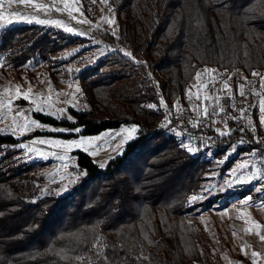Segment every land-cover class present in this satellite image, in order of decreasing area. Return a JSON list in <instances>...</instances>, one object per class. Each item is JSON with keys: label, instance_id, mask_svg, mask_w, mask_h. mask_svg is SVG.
<instances>
[{"label": "trees", "instance_id": "trees-1", "mask_svg": "<svg viewBox=\"0 0 264 264\" xmlns=\"http://www.w3.org/2000/svg\"><path fill=\"white\" fill-rule=\"evenodd\" d=\"M108 5L119 37L99 36L111 45L130 44L132 57L114 51L76 74L89 108L73 111L75 122L36 117L80 127L84 135L137 125L138 138L106 171L78 153L88 178L70 195L56 197L41 196L36 166L18 164L9 147L19 141L0 135V264H105L96 255L98 239L117 246L104 250L116 264H194L203 257L207 233L191 218L203 202L189 206L188 200L216 170L223 150L212 158L205 150L192 154L182 146L184 139L159 129L160 100L172 109L184 103L202 68L247 76L264 72V0H108ZM87 42L62 30L15 26L0 34V61L13 68L39 60L51 64L62 49ZM190 129L221 142L236 135ZM253 148L243 147L222 173L237 154Z\"/></svg>", "mask_w": 264, "mask_h": 264}, {"label": "rangeland", "instance_id": "rangeland-1", "mask_svg": "<svg viewBox=\"0 0 264 264\" xmlns=\"http://www.w3.org/2000/svg\"><path fill=\"white\" fill-rule=\"evenodd\" d=\"M38 2L50 4L52 0H38ZM78 4L81 6L80 11L83 15H80V12H74L73 15L77 17V20L70 19L66 12L60 13L53 10L48 16H44L43 13L35 12L34 9L25 5L17 4L11 7L5 5V9L9 12L27 13L38 15L41 19L63 21L70 27L84 33V35L66 33L73 37L88 39V42L85 44L73 45L62 49L55 58V61L51 64L47 61L39 60L30 61L20 68H13L6 65L4 61H0V63L3 64V67H0V99L12 98L14 100L12 105L13 110L11 112H7L6 109L0 111V116H3V119H0V130H3L0 131V135L12 136L19 141L15 146L9 147V149L15 151L14 158L17 160L18 164L24 167L36 166L34 172L37 176L43 178L41 196L53 195L56 197H64L70 195L75 187L85 182L88 176L87 172L80 168L78 153L81 152L90 156L99 166L100 170L106 171L110 162L115 157L121 155L123 150L135 141L139 135L138 131L135 134V138L124 144L122 146V151L118 154L116 151H113V149L116 148V145L122 137L116 136L115 139H111V136L121 132L122 128L131 127L133 125H123L119 128L108 129L96 135H84L82 131L79 134L74 132L50 131V128L72 130L77 127L44 122L42 119L36 117V115H44L60 122L69 121L66 116L71 115L74 120L73 111L82 113L89 108L88 104L83 99V93L80 83L76 78V74L83 71L88 66L94 65L98 60L114 51H128L133 54L134 48L130 44H127L125 47L121 46L118 42H116L115 45H111L99 36L100 32L113 35L112 32L113 29H115L116 35L113 36L117 39L119 37V26L116 14L109 7L108 2L105 4L100 2V0L96 3H93L92 0H78ZM104 17L114 19L115 23L112 25L104 23ZM83 19H87L90 23L84 24L78 22V20ZM20 25H38L47 29L52 28L64 31L62 27H56L54 25H42L35 22H14L0 29V34L6 29ZM117 39L116 41H118ZM204 69L205 68H202L198 72H203ZM217 72L220 74L218 76L219 80L227 79V76L231 75L232 79L229 80L228 83L233 90L234 99H227V93L221 91L219 93L221 97L220 104L223 105L224 111L219 114H213L211 104L205 101L204 104L208 106L209 115L207 118H203L202 116L199 126L205 129L209 128L216 134H218L217 130L219 129L230 131V134L227 136H231L233 133H236V135L235 138L229 139L226 142L218 141L217 138H215V145L208 146L205 150L207 151L206 155H208V158H212L211 155L218 150L223 151L222 155L215 159L216 170L209 174V179L202 183L201 189L196 194L202 197L196 204L198 205L203 202V206L193 212V217L191 218L201 223L207 233L208 241L207 245L202 247L203 257L194 264H252V251L261 253V257L258 258V264H264V242H261L255 234H246L244 231L245 228L251 227V221L258 222L260 225L264 226V206H262L264 205V180L254 179L250 183H236L235 175L239 173L233 174V169L242 161H247L250 165L248 169L244 170V175H248L250 172L255 171L256 168L264 172V126H261L259 122L258 110L256 108H249L248 112L245 114V118L239 119L241 108H248L249 104L258 103L259 97L253 95L249 90L254 89L256 91H261L262 95H264V90L259 88V77H254L252 75L247 76L242 71L228 73L217 70ZM259 73L264 75V72ZM243 77H247L248 83L244 81ZM204 79H207V77L205 76ZM195 83L196 81L194 79L189 85V88ZM70 84L72 85L71 88H69ZM239 85H244L245 92L248 93V99L246 101L238 95ZM16 86H19L22 92H26L28 88L31 87L33 97H42L45 100L51 97L52 100L57 101L54 104V110L66 108V114L61 118H57L45 112L34 111L35 105L29 100L16 98ZM77 87H79L81 91L76 93L77 99L74 101L76 106L72 107L66 102L72 99L71 93H73ZM220 87V83L215 85V89H219ZM6 90L9 91L6 92ZM213 90V85L209 83L208 89L203 90L201 96ZM192 92L195 94L196 89L192 88ZM58 93L61 95L57 96ZM62 93H69V95H62ZM194 104L201 105V101L196 100L194 96L193 100L190 101L187 96V100L184 103H178L183 113L175 115L177 107H174L172 109V111H174L172 112L174 113L172 119H176L174 122L177 125L186 127L191 135H208L205 134V132H196L190 129V127L194 128L192 126V121L196 119V112L193 110ZM19 111H24L26 116L37 121L44 127L34 128L24 135H11L9 126L12 123L13 116ZM202 112L203 105L201 106V113ZM248 118H251L253 121L255 131L247 126ZM18 119L20 123L24 122L23 119ZM186 124H189V127ZM172 128L177 129L175 126H172ZM175 129H171L169 132H172L178 138L184 139L185 144L191 142L193 146L198 148V151L204 150L203 147L196 143L191 137L177 135ZM242 133H249L251 135L246 138L247 135L245 137ZM124 135H126V133ZM209 136L215 137V135ZM80 137H101L97 143L104 145V148L95 156H91L85 151L76 149L68 154L70 159L60 161L51 156L48 159H41L35 156L29 158L25 155V150L19 147L21 143L29 144L33 139L38 138L70 141ZM219 137L221 136L219 135ZM256 141H260V145L253 143ZM246 145H251L252 148L254 147L253 150L249 152L242 151V153L237 154L241 155L240 158L233 163L231 168L225 169L222 173V169L225 168L226 163L233 157L237 158V156H235L236 153L240 152ZM36 147L45 148L43 145H36ZM50 150L58 151L56 149ZM252 153H255V155H252ZM105 161L107 162L105 167H100V164ZM65 164L68 166L65 167ZM228 181H233V186L229 187L227 185ZM65 186H67L66 190H64ZM218 194L222 195V198L217 199L215 203L211 204L209 202L210 199L216 197ZM249 197L251 198L249 204L244 206L243 202ZM241 214L244 215V219L237 218L241 216ZM246 219L249 220L247 224L245 223ZM234 232L235 235H233ZM262 233H264V227H262ZM242 248L247 255L242 254Z\"/></svg>", "mask_w": 264, "mask_h": 264}, {"label": "snow or ice", "instance_id": "snow-or-ice-1", "mask_svg": "<svg viewBox=\"0 0 264 264\" xmlns=\"http://www.w3.org/2000/svg\"><path fill=\"white\" fill-rule=\"evenodd\" d=\"M93 3H96L97 0H92ZM100 2L107 4L108 0H100ZM25 5L28 7H31L35 10V12L43 13L44 16H48V14L55 10L56 12L60 13H67L68 17L72 20H77V17L73 15L74 12H80V15H83V13L80 11V5L78 4V0H52L50 4H44L38 2V0H0V29H3L7 27L9 24H12L14 22H26V23H38L42 25H54L56 27H62L65 32L73 33L75 35H84V33H81L77 31L76 29L70 27L68 24L64 23L60 20H51V19H41L38 15L33 14H27V13H20V12H9L5 9V5H8L11 7L12 5ZM62 5V6H60ZM104 23L112 25L115 23L114 19H108L107 17H104ZM79 23L88 24L90 21L87 19L78 20ZM113 35H116L115 29H113L112 32ZM124 56L132 57V53L128 51L123 52ZM0 67H3V64L0 63ZM220 74L215 69H208L205 68L203 72H197L195 75V81L196 83L193 84L187 91V96L190 101L193 100V96L196 100L201 101V105H193V110L196 112V119L192 121L193 127H198L201 118H207L209 115L208 112V106L204 104L205 101L209 102L213 108V114H219L224 111L223 105L220 104V95L219 93L221 91H224L227 93V99H234V94L231 86L229 85L228 81L232 79L231 75L227 76V79L219 80L218 76ZM207 77V79H204V77ZM252 76L259 77L260 78V85L259 88L261 90H264V75L260 74L259 72H252ZM244 81L248 83L247 77H243ZM211 83L213 85V91L208 92L207 94L201 96V92L203 90L208 89V85ZM217 83L221 84V87L219 89H215V85ZM72 85H69V88H71ZM192 88L196 89V93L194 94L192 92ZM9 90H6V92ZM81 90L79 87L75 89L73 93H71L72 99L67 101L66 103L69 104V106L75 107L76 104L74 101H76V93H79ZM249 91L252 92L253 95L259 97L257 104H249L248 108H241L240 109V115L239 119L245 118V114L248 112L249 108H256L259 113V122L261 126H264V95L261 94V91H256L254 89H250ZM61 94H57L59 96ZM62 95H69V93H62ZM238 95L242 98H244V101L248 99V93L245 92L244 85L238 86ZM16 98H23L25 100H29L32 104L35 105L34 111L36 112H45L48 115L56 116L57 118H61L66 114V108H60L54 110V104L57 101H54L51 99V97L47 98L46 100L42 97H33L32 96V88L29 87L26 92L20 91V87L16 86V92H15ZM14 103V100L12 98L8 99H0V111L6 109L7 112H11L12 105ZM160 105L165 107L167 110V106L164 104L163 98L160 100ZM203 105V112L201 113V106ZM149 108H156V105H148ZM177 111H180L179 105L176 106ZM234 107V105H233ZM218 110V111H217ZM23 119V123H20L19 119ZM66 118L69 121H73V117L71 115H67ZM0 119H3V116H0ZM162 127H167V124L161 125ZM226 126V121H225ZM248 127L252 128L253 131H255V127L253 125V121L251 118H248ZM10 127V134L11 135H24L26 132H29L33 130L34 128H42L44 127L37 121L31 119L30 117L26 116L24 111H19L16 113L15 116H13L12 123L9 126ZM50 131L53 132H74L76 134H79L82 130L77 127L72 130L68 129H56V128H50ZM243 130V129H242ZM3 131V130H0ZM139 131V127L136 125H133L131 127H124L122 128V131L119 133H116L114 136H111V139H115L116 136H121V140L116 145V148L113 149V151H116L118 154L122 151V146L126 144L129 140L135 138V134ZM218 134L220 136L229 135L230 131H223V130H217ZM126 133V135H124ZM177 135H180V133H177ZM101 137H95V138H84L80 137L78 139H73L70 141H63L60 139H33L29 144H23L21 143L19 147L21 149L25 150V155L29 158H32L33 156L41 159H48L50 156L54 157L60 161H65L67 159H70L69 153L73 150L79 149L82 151L87 152L91 156H95L100 150L104 148V145L98 144L97 141L100 140ZM36 145H43L45 148L36 147ZM188 152L195 154L198 151V148L193 146L191 142L187 144L182 145ZM50 149H56L58 151H51ZM252 155H255V153H252ZM106 161L104 163L100 164V167H105ZM65 167L68 165L65 164ZM250 165L247 163V161H242L240 164L237 165L235 169H233V174L239 173L235 175V182L236 183H250L252 180H264V172L261 171V169L256 168L255 171L250 172L248 175H244V170L248 169ZM227 185L229 187L233 186V181H228ZM66 187H64V190H66ZM259 190V189H258ZM200 199H202L199 195H192L189 200L188 204L191 206L192 204L198 202ZM250 197L247 198L243 205L247 206L250 201ZM264 206V205H262ZM239 219H244V215L241 214V216L237 217ZM245 223H249V220H245ZM262 225H260L258 222L251 221V227L245 228L244 231L246 234H255L261 242H264V233H262ZM235 235V232L233 233ZM112 247L116 248L115 245H108L104 243L102 239H98L96 243V255L98 257H102L105 261V264H116V260L112 259L111 256H109L104 250ZM242 254L247 255V253L242 248ZM261 257V253L252 251L251 252V259L252 264H258V258Z\"/></svg>", "mask_w": 264, "mask_h": 264}, {"label": "built area", "instance_id": "built-area-1", "mask_svg": "<svg viewBox=\"0 0 264 264\" xmlns=\"http://www.w3.org/2000/svg\"><path fill=\"white\" fill-rule=\"evenodd\" d=\"M151 78L153 80V83L156 84L154 76H151ZM164 104L167 106V110L165 109V107L160 105L161 113H162V120H161V124L159 126V129L165 130V131H170L171 129H175V128H172V126H175L177 128V129H175L176 133H180L181 136L191 137L192 139H194L196 141V143L200 144L204 150H206L208 148V146L215 145V143H216L215 138L216 137H214V136L212 137L209 135H202V136L195 135V134L191 135L186 127H183L181 125H177L172 119L173 114H174L172 112H174V111H172V108H170L166 102H164ZM182 113H183L182 109H180V111H177V110L175 111V115H179ZM164 124H167V127L161 126Z\"/></svg>", "mask_w": 264, "mask_h": 264}]
</instances>
